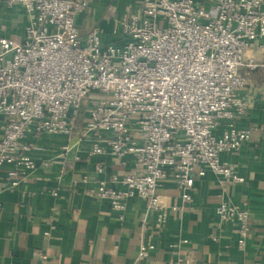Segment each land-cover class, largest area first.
I'll return each mask as SVG.
<instances>
[{
  "label": "built area",
  "instance_id": "1",
  "mask_svg": "<svg viewBox=\"0 0 264 264\" xmlns=\"http://www.w3.org/2000/svg\"><path fill=\"white\" fill-rule=\"evenodd\" d=\"M3 1L22 5L28 18L21 42L2 36L0 20V167H11L10 186L35 167L25 139L71 136L84 99L81 132L96 137L89 156L109 149L123 165H139L98 180L97 196L114 210L123 212L127 199L139 197L158 211L161 228L167 221L158 195L164 181L174 179L186 201L197 169L200 176L210 169L227 183L245 181L222 154L238 151L251 136L237 120L248 109L242 69L264 67L248 54L253 46L264 50V0H134L114 30L122 44L103 42L98 26L80 34L77 18L88 0ZM216 216L232 224L244 250L249 210L223 201ZM154 248L152 240L143 241L139 258ZM174 253L173 264H182ZM42 259L47 264V256Z\"/></svg>",
  "mask_w": 264,
  "mask_h": 264
},
{
  "label": "crops",
  "instance_id": "2",
  "mask_svg": "<svg viewBox=\"0 0 264 264\" xmlns=\"http://www.w3.org/2000/svg\"><path fill=\"white\" fill-rule=\"evenodd\" d=\"M133 2L88 0L77 18L80 34L98 26L103 42L122 44L114 30ZM0 20L2 36L25 39L28 18L22 5L9 7L0 0ZM248 54L264 61V50L253 46ZM242 73L248 79L241 91L248 109L237 125L250 129L251 136L238 151L223 153L222 159L235 166L244 182L227 183L210 169L200 176L197 169L192 172V199L186 201L174 179L164 181L158 195L167 221L160 228L158 211L147 201L131 197L118 212L97 196L98 180L134 172L139 165L134 160L123 165L109 149L89 156L96 137L83 135V123L71 136L29 135L25 143L35 167L14 187L7 180L11 167H0V264H45L42 255L47 264H173L175 250L182 264H264V67H244ZM64 145L70 149L63 150ZM223 201L249 210L251 235L244 250L236 245L232 224L218 222L216 207ZM148 239L155 248L140 259V245Z\"/></svg>",
  "mask_w": 264,
  "mask_h": 264
},
{
  "label": "trees",
  "instance_id": "3",
  "mask_svg": "<svg viewBox=\"0 0 264 264\" xmlns=\"http://www.w3.org/2000/svg\"><path fill=\"white\" fill-rule=\"evenodd\" d=\"M86 108H87V102L86 103L83 102L81 105L80 111H79V115L77 117V124L83 123L85 113H86Z\"/></svg>",
  "mask_w": 264,
  "mask_h": 264
},
{
  "label": "rangeland",
  "instance_id": "4",
  "mask_svg": "<svg viewBox=\"0 0 264 264\" xmlns=\"http://www.w3.org/2000/svg\"><path fill=\"white\" fill-rule=\"evenodd\" d=\"M83 102L86 103L87 102V99H84Z\"/></svg>",
  "mask_w": 264,
  "mask_h": 264
}]
</instances>
